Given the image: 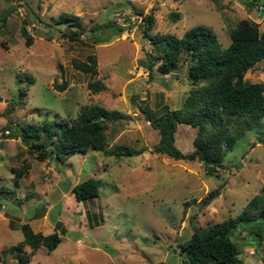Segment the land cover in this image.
<instances>
[{
	"label": "rangeland",
	"instance_id": "1",
	"mask_svg": "<svg viewBox=\"0 0 264 264\" xmlns=\"http://www.w3.org/2000/svg\"><path fill=\"white\" fill-rule=\"evenodd\" d=\"M61 11L79 16L78 38L65 37L68 26L54 22ZM149 11L152 32L180 36L201 23L215 32L220 47L228 44L229 29L242 17L264 29V6L250 7L248 0H0V264H20L13 245L22 236L19 224L28 220L42 233H60L54 248L39 246L30 253V264L170 263L179 257L178 243L192 225L235 215L264 182V117L236 138L214 173L197 159H173L152 150L157 132L135 103L154 110L161 103L177 107L190 83L183 60L167 73L147 72L138 63L146 52L154 53L138 30L141 14ZM169 11L179 17L172 20ZM21 26L31 37L29 44ZM87 53L96 56L94 73L71 65ZM98 77L106 89L92 92L86 81ZM243 77L264 83V58ZM61 82L62 89L53 87ZM94 103L126 114L111 144L144 150L116 157L92 149L61 160L53 154L37 159L39 148H30L18 135L22 123L70 119L82 104ZM194 131L177 123L175 146L190 150ZM13 169L20 171L16 181ZM87 176L100 179L98 192L76 200L70 187ZM216 187L217 195L201 202ZM87 213L98 215L97 225L86 223ZM239 257L244 264H264V238L259 245L243 242Z\"/></svg>",
	"mask_w": 264,
	"mask_h": 264
},
{
	"label": "trees",
	"instance_id": "2",
	"mask_svg": "<svg viewBox=\"0 0 264 264\" xmlns=\"http://www.w3.org/2000/svg\"><path fill=\"white\" fill-rule=\"evenodd\" d=\"M248 2L250 7L264 6V0ZM168 16L175 21L179 13L169 11ZM153 21L152 11L141 14L138 30L150 42L154 53L146 52L138 63L147 72L154 69L167 73L176 69L183 60L190 86L180 105L174 108L161 103L154 110L135 103L144 119L157 132L158 138L151 148L173 159H197L207 173H214L222 167L224 154L232 148L236 138L242 136L257 117H264V83L243 77L255 61L264 58V29H259L258 23L252 19L242 17L229 29L228 44L220 47L215 32L204 24H194L177 36L171 32H152ZM54 22H64L68 26L67 31L62 33L65 37L76 39L80 36L82 26L78 15L61 11ZM20 33L25 43L29 44L31 37L25 27L21 26ZM95 64L94 53H87L82 60H71L74 69L89 73L96 71ZM63 86L64 82L53 85L59 90ZM86 87L95 92L106 89V84L98 77L87 80ZM125 116L124 112L115 108L95 103L82 104L70 119L58 117L40 123H22L18 135L30 148H39L34 155L37 159L53 154L55 159L61 160L72 152L84 153L92 149L116 157L138 154L144 146L134 147L124 142L111 144ZM233 119L236 125L231 127ZM179 122L195 129L192 148L186 152L174 144V131ZM47 143L51 145L48 147ZM13 171L16 181L20 171ZM99 186V178L87 176L72 184L70 191L76 200H81L95 196ZM217 193V187L211 189L201 202L207 203ZM97 218L96 213H87L86 223L97 225ZM19 227L22 236L13 248L17 250L16 260L20 264H30L29 255L37 247L52 249L60 240L56 229L48 233L34 231L28 221H22ZM60 229L63 231V228ZM243 230L246 232L241 235ZM263 238L264 182L235 215L204 226L192 225L188 237L178 243L181 257L176 264H244L239 257L243 242L255 241L259 245ZM22 245L28 246L29 251L22 252Z\"/></svg>",
	"mask_w": 264,
	"mask_h": 264
},
{
	"label": "crops",
	"instance_id": "3",
	"mask_svg": "<svg viewBox=\"0 0 264 264\" xmlns=\"http://www.w3.org/2000/svg\"><path fill=\"white\" fill-rule=\"evenodd\" d=\"M20 177V176H19ZM18 177V178H19ZM2 190V186H0V191ZM2 216V215H1ZM29 221V220H28ZM29 224H30V226H31V228L34 230V231H38V230H36L35 228H34V226L31 224V222L29 221ZM178 258H180V254H178ZM178 258H173V260H172V262H170V263H166V264H176L178 261H179V259Z\"/></svg>",
	"mask_w": 264,
	"mask_h": 264
},
{
	"label": "built area",
	"instance_id": "4",
	"mask_svg": "<svg viewBox=\"0 0 264 264\" xmlns=\"http://www.w3.org/2000/svg\"><path fill=\"white\" fill-rule=\"evenodd\" d=\"M260 6H261V5H260ZM258 7H259V5H258ZM118 14H121V15H122V14H124V13H122V12H118ZM125 16H126V15H125ZM125 16H123V18H124ZM251 252H252V250L249 249V250H248V253H251Z\"/></svg>",
	"mask_w": 264,
	"mask_h": 264
}]
</instances>
